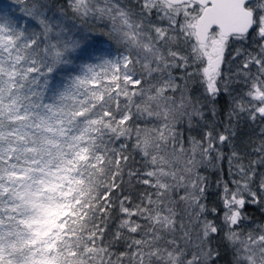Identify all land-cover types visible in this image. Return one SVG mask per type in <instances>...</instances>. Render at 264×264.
Segmentation results:
<instances>
[{
    "label": "snow or ice",
    "instance_id": "1",
    "mask_svg": "<svg viewBox=\"0 0 264 264\" xmlns=\"http://www.w3.org/2000/svg\"><path fill=\"white\" fill-rule=\"evenodd\" d=\"M257 121L264 0H14L0 264H264V223L246 213L264 204ZM224 148L232 186L212 193L200 169Z\"/></svg>",
    "mask_w": 264,
    "mask_h": 264
},
{
    "label": "trees",
    "instance_id": "2",
    "mask_svg": "<svg viewBox=\"0 0 264 264\" xmlns=\"http://www.w3.org/2000/svg\"><path fill=\"white\" fill-rule=\"evenodd\" d=\"M14 5V0H0V8H12ZM16 13L18 14L19 10L16 9L15 10ZM71 14L69 13V16ZM75 24L77 26L80 27L81 31H84L85 28L87 27V25H82L81 21H75ZM68 26L71 27L72 26V21L69 20ZM95 34V33H94ZM105 47V46H104ZM242 45L240 43H233L232 45V51L233 53L235 52L236 49L241 48ZM189 71H191V69H189ZM189 87H191V81H189ZM179 97V93H177V98ZM219 107V106H218ZM264 124V121H257L255 124L252 125L253 128H255L256 133H259L260 131V125ZM246 132L250 131L247 127H245L244 129ZM193 136H196V133H193ZM197 139H199V137H196ZM253 140H255L257 143L259 142L260 139H264V137H260L259 135L253 136L252 137ZM185 147H188L187 144H185ZM231 147V145H229V148ZM229 148H224L222 149V151L225 154V159L221 162V161H213L211 163L206 162L204 164V166L200 169L201 174L205 175L207 177V181L209 184V191L212 193H218L220 191H222V187L223 183L225 181L229 182V170L227 164H228V160H227V155L229 154ZM215 155V154H213ZM248 159L249 158H245L244 159V163L247 164L248 163ZM238 162V161H237ZM206 169V171H205ZM219 182L220 187H217V183ZM213 200L217 201V206L220 209V215L222 217L223 215V205L221 203H219V197L218 195H214L212 197ZM246 213L248 215H250L251 217H253V226L255 224L258 223H262L264 220V206L263 204L260 206H251L249 208L246 209ZM209 219H211V217H209ZM115 251V249H114Z\"/></svg>",
    "mask_w": 264,
    "mask_h": 264
},
{
    "label": "rangeland",
    "instance_id": "3",
    "mask_svg": "<svg viewBox=\"0 0 264 264\" xmlns=\"http://www.w3.org/2000/svg\"><path fill=\"white\" fill-rule=\"evenodd\" d=\"M105 46V48H107L108 46L107 45H104ZM114 54V53H113ZM190 135H193V133H191ZM199 158V157H198ZM227 166H229V164H227ZM228 170H229V167H228ZM231 179H232V177L230 176V178H229V184H230V186H232L231 185ZM236 179H239V177H236ZM222 188H223V186H221ZM263 206H264V204H263ZM254 224V223H253ZM253 226V225H252Z\"/></svg>",
    "mask_w": 264,
    "mask_h": 264
},
{
    "label": "water",
    "instance_id": "4",
    "mask_svg": "<svg viewBox=\"0 0 264 264\" xmlns=\"http://www.w3.org/2000/svg\"><path fill=\"white\" fill-rule=\"evenodd\" d=\"M262 223H264V220H263V222Z\"/></svg>",
    "mask_w": 264,
    "mask_h": 264
}]
</instances>
